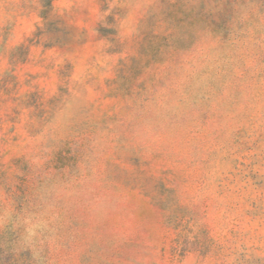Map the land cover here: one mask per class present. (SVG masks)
I'll return each mask as SVG.
<instances>
[{
  "label": "rangeland",
  "instance_id": "374dc122",
  "mask_svg": "<svg viewBox=\"0 0 264 264\" xmlns=\"http://www.w3.org/2000/svg\"><path fill=\"white\" fill-rule=\"evenodd\" d=\"M25 208L0 264H264V0H0V218Z\"/></svg>",
  "mask_w": 264,
  "mask_h": 264
},
{
  "label": "clouds",
  "instance_id": "9594fccd",
  "mask_svg": "<svg viewBox=\"0 0 264 264\" xmlns=\"http://www.w3.org/2000/svg\"><path fill=\"white\" fill-rule=\"evenodd\" d=\"M61 133L70 134V135H76L77 134V130L73 126V120L72 119H69L62 127L58 128V129H54L52 136L60 135ZM40 207L45 211L48 210L44 204H41ZM35 215H36V213H34L29 208H25V210L23 212L5 215L3 218H0V228L7 229L13 224L21 225V224H23L26 217L31 216V217L35 218ZM41 243L45 244V248L40 247ZM46 244H47L46 241L42 242L39 240L31 241V242L24 239V238H20L19 240H17V246L19 248H22V249L35 248L40 252H44L46 250Z\"/></svg>",
  "mask_w": 264,
  "mask_h": 264
}]
</instances>
